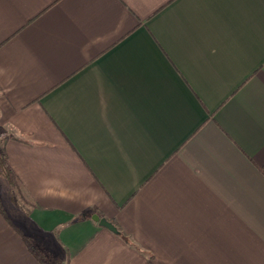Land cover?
I'll list each match as a JSON object with an SVG mask.
<instances>
[{
  "label": "crops",
  "instance_id": "0c3cea01",
  "mask_svg": "<svg viewBox=\"0 0 264 264\" xmlns=\"http://www.w3.org/2000/svg\"><path fill=\"white\" fill-rule=\"evenodd\" d=\"M0 132V264H264V0H0Z\"/></svg>",
  "mask_w": 264,
  "mask_h": 264
},
{
  "label": "trees",
  "instance_id": "16d2710c",
  "mask_svg": "<svg viewBox=\"0 0 264 264\" xmlns=\"http://www.w3.org/2000/svg\"><path fill=\"white\" fill-rule=\"evenodd\" d=\"M0 167H1V172L3 175L6 177V179L9 181V184L15 191H19V186L17 183V180L15 178L14 173L12 172L9 164L7 163L4 154L1 152L0 153ZM0 211L3 212L2 206L0 204Z\"/></svg>",
  "mask_w": 264,
  "mask_h": 264
},
{
  "label": "rangeland",
  "instance_id": "374dc122",
  "mask_svg": "<svg viewBox=\"0 0 264 264\" xmlns=\"http://www.w3.org/2000/svg\"><path fill=\"white\" fill-rule=\"evenodd\" d=\"M0 135H1V132H0ZM7 181L4 177H2L0 175V187H1L0 192L2 193V198L5 200V204L8 205V201H9L8 196H9L10 192H13V194H15V192L13 190L11 191V189L8 185L9 181H8V183H7Z\"/></svg>",
  "mask_w": 264,
  "mask_h": 264
},
{
  "label": "water",
  "instance_id": "95a60500",
  "mask_svg": "<svg viewBox=\"0 0 264 264\" xmlns=\"http://www.w3.org/2000/svg\"><path fill=\"white\" fill-rule=\"evenodd\" d=\"M93 220L97 221L100 225L107 227L112 231H116L115 226L106 218L99 217L98 215L94 214L91 216Z\"/></svg>",
  "mask_w": 264,
  "mask_h": 264
}]
</instances>
